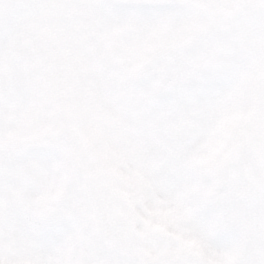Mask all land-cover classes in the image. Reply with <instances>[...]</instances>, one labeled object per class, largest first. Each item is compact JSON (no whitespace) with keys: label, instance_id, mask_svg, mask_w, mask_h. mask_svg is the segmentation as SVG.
Instances as JSON below:
<instances>
[{"label":"snow or ice","instance_id":"6c2138e0","mask_svg":"<svg viewBox=\"0 0 264 264\" xmlns=\"http://www.w3.org/2000/svg\"><path fill=\"white\" fill-rule=\"evenodd\" d=\"M249 34H264V0H0V254L42 264L26 188L63 149V128L41 114L70 99L75 121L126 150L158 113L175 117L174 143L154 158L173 226L148 264H264V65L236 79ZM242 93L253 103L238 117L241 137L207 162L215 174L234 155L252 179L241 250L223 241L235 220L201 214L172 182L185 146Z\"/></svg>","mask_w":264,"mask_h":264},{"label":"clouds","instance_id":"9594fccd","mask_svg":"<svg viewBox=\"0 0 264 264\" xmlns=\"http://www.w3.org/2000/svg\"><path fill=\"white\" fill-rule=\"evenodd\" d=\"M258 65H264V34H249L236 79ZM151 99L162 108L169 103L155 91ZM252 103L248 93L227 101L203 136L185 146L180 175L172 182L189 190L201 214L235 220L223 241L241 250L247 243L252 179L234 155L215 174L208 173L207 162L218 150H232L241 137L238 117ZM72 112L69 99L41 114L63 128V149L50 153L49 173L26 188L33 204L26 222L48 249L42 264H148L173 226L163 203L172 188L161 182L154 158L174 143L175 117L167 110L158 113L155 123L138 130L140 145L126 150L97 140ZM0 264L18 261L3 253Z\"/></svg>","mask_w":264,"mask_h":264}]
</instances>
